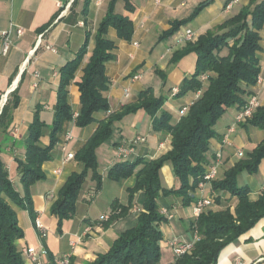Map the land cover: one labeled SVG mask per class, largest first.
Masks as SVG:
<instances>
[{"label":"crops","instance_id":"1","mask_svg":"<svg viewBox=\"0 0 264 264\" xmlns=\"http://www.w3.org/2000/svg\"><path fill=\"white\" fill-rule=\"evenodd\" d=\"M110 1L104 0L98 4L97 0H90L89 3L87 0H0V30H11L12 41L6 55L2 53L0 43V116L12 93L18 91L20 96V103L13 112V121L8 128L11 139L4 144L2 159L10 179L22 196L25 189L18 161L24 160L26 156L29 126L37 113L47 124H52L62 69L77 56L86 33L90 30L92 35L88 52L69 85V103L74 114L79 113L81 102L77 83L95 49L96 30L107 14ZM249 2L250 0H131L134 11L126 10L124 0L116 2L115 11L133 20L134 34L131 40H125L118 36L114 28H110L108 32V37L116 43L113 50L115 56L106 64L110 87L104 95L109 100L110 110L96 113V121L86 127L77 126L74 120L67 122L52 151L51 160L42 166L45 177L31 186L32 204L18 206L11 202L24 230V237L17 240L20 250L24 247L38 250L45 248L47 253L42 259L48 264H55V259L64 254H70L75 264H86L96 259L100 253L107 252L122 232L137 223L139 213L144 210L143 190L136 193L134 204L125 215L110 225H106L108 219H102V216L110 217L115 212V205L119 207L116 212L128 206V188L136 183L135 174L117 181L110 179L108 172L122 161L134 162L138 158L152 160L161 157L172 148L171 133L166 129L156 130L153 124L155 117L150 116L143 108L115 122L112 136L96 150L98 171L103 178L101 189L96 190V181L92 177V171H89L76 202V213L62 222L60 231L59 219L52 214L51 206L67 178L73 172L84 169V164L76 158L64 162L67 153H76L96 130L100 120L106 119L110 113L120 111L125 104L137 101L139 93L148 87H153L156 96H166L163 109L172 113L171 121L176 123L181 117V109L189 107L201 95V91L171 95L173 88H181L185 78H190L196 69L195 52L176 59V54L188 42L185 40L186 31L192 30L197 39L237 14ZM202 3L205 4L204 7L193 19L182 25L178 32L171 37L160 38L174 21L189 18ZM19 27L25 28L23 35L17 33ZM260 33L262 49L258 52L261 62L259 76L264 78V27ZM41 34L43 41L35 49ZM146 41L150 42L147 46L143 45ZM134 75H140V78L133 80ZM246 88L250 92L245 95L246 99L250 95H257L260 104H264V82ZM126 89L130 90L129 96L125 95ZM239 110L238 106L228 108L217 122V135L212 139L208 158L210 163L213 153L221 144L223 134L230 125L235 124ZM160 114L161 112L157 117ZM50 132L49 127L45 128L42 141L46 145L50 142ZM68 132L72 138L64 143V136ZM139 136H144L146 140L135 143L134 140ZM231 139L232 144L224 149V163L219 168L217 179H222L227 169L241 158L238 150L242 151L243 156H249L264 139V130L238 123L235 124ZM122 145H133L134 150L128 155H119L118 149ZM142 166L143 164L139 165L135 172ZM59 167L62 168L61 174L55 172ZM160 178L165 188L179 185L170 162L162 166ZM239 183L248 185L251 188L250 198L256 200L264 190V160L257 173L241 174ZM51 192L54 197L48 196ZM192 194L195 196L192 207L198 199L207 196L214 197L208 210H220L237 203L236 197L229 192L216 190L212 182H206L202 187L197 186ZM159 204L160 211L168 218L160 225L164 235L161 242L162 264H167L175 257L168 244L169 239L194 242L195 234L190 228L195 217L193 208L186 210L191 206H185L181 196L162 195ZM30 210H33V214ZM37 218L41 219L45 232L38 227ZM216 264H264V219L231 244Z\"/></svg>","mask_w":264,"mask_h":264},{"label":"trees","instance_id":"2","mask_svg":"<svg viewBox=\"0 0 264 264\" xmlns=\"http://www.w3.org/2000/svg\"><path fill=\"white\" fill-rule=\"evenodd\" d=\"M88 3L90 0H87ZM111 0L107 14L96 30V46L87 64L83 67V75L77 83L80 91L81 108L75 117L69 103V85L83 63L88 52L91 31L77 56L62 69L61 83L58 89V101L52 124H47L37 113L29 126L26 140V156L20 159L19 168L24 183L25 194L22 196L9 177L8 169L2 159L4 144L11 139L8 128L13 121V112L20 103L18 91L12 93L11 99L4 105L0 116V264H26L23 251L17 240L24 237V230L11 202L18 206L32 204L31 186L43 179V164L52 158V151L60 140L67 122L74 120L79 127H86L96 121V113L109 111L110 103L104 95L110 87L106 64L114 58L116 47L114 40L108 37L110 28H114L118 36L131 40L134 34L133 20L115 11L116 2ZM125 8L134 11L131 0H124ZM200 4L192 15L184 20L174 21L161 39L173 36L190 19H193L204 7ZM264 27V0H250L237 14L223 23L201 34L195 41H188L186 46L176 54V59L195 52L196 69L190 78H185L179 95L188 92H199L201 95L189 106L186 115L172 123V115L163 109L166 96H156L153 87L139 93L138 100L125 104L118 112H113L106 119L100 120L96 130L85 144L75 153V158L84 164L81 172H73L61 187L58 197L51 206V212L59 219V230L62 222L72 218L76 213V202L89 171L96 181V190L101 189L103 178L98 171L96 150L106 142L113 133L115 122L126 116L145 109L154 118L156 130L166 129L172 135V148L157 159L138 158L134 162L122 161L115 164L108 172L112 180L126 179L133 174L136 183L129 187V204L114 210L106 225L125 215L132 208L137 192L144 191L143 209L137 223L122 232L111 248L100 253L96 259L86 264H162V246L164 238L161 224L168 220L160 211L159 198L169 195L183 197L184 205L194 201L192 194L202 176L211 164L208 160L212 139L217 133L215 126L228 108L245 107L250 94L247 86L257 84L261 73V62L258 52L262 49L261 33ZM207 79L203 80L202 75ZM164 78V77H163ZM165 81V78H164ZM161 112L160 116L157 114ZM246 124L264 130V104H260ZM244 123V124H245ZM49 127L50 142L44 144L42 137L45 128ZM2 136V137H1ZM213 153L211 158H215ZM264 160V139L253 149L247 158L236 162L225 172L222 179L214 180L216 190L229 192L237 197L234 210L227 207L222 210H206L191 222L190 230L197 233L198 238L187 252L176 255L167 264H216L223 252L239 238L247 234L264 219V190L256 200L250 198L251 188L241 185L239 177L244 172L257 173ZM170 162L173 165L179 185L165 188L161 183L160 170ZM142 168L135 172L136 168ZM219 200V197L216 198ZM33 214V210H30ZM69 264H75L71 259Z\"/></svg>","mask_w":264,"mask_h":264},{"label":"built area","instance_id":"3","mask_svg":"<svg viewBox=\"0 0 264 264\" xmlns=\"http://www.w3.org/2000/svg\"><path fill=\"white\" fill-rule=\"evenodd\" d=\"M102 2H104V0H97L98 4H101ZM230 6H231V4H229L228 7H230ZM17 33L19 35H23L25 33V28H23V27L17 28ZM10 36H11V30H0V43L2 44V53L4 55L8 54V52L12 46V41H11ZM193 38H194V33L192 32V30L188 29L186 31L185 40L190 41V40H193ZM42 41H43V34H41L39 36L35 49H37L41 45ZM135 44L137 45L138 42H135ZM48 48H51V46H48ZM139 78H140V75H134L133 76V80H137ZM202 79L206 80L207 75L206 74L202 75ZM263 82H264V78L259 76L257 83L263 84ZM179 91H180V88L175 87V88H173L171 95L175 96L179 93ZM129 92H130V90L126 89L125 95L129 96ZM259 105H260V101H259L258 96L252 95L249 98L247 105L245 107L240 108V110L238 111V113L236 115L235 124L247 122L248 119H250L253 116V113L255 112V110L257 109V107ZM188 109H189L188 106L183 107L181 109V116L186 115L188 112ZM77 115L78 114H74L75 117ZM235 124L230 125L228 127L227 131L223 134L222 141H221V144H220L218 150L216 151L215 158L212 160V163L210 165H208L207 169L205 170L199 185L203 186L206 182H210L217 177L218 172H219V168L224 163V149L228 145L232 144L231 135L235 131ZM71 138H72V135H71V133L68 132L65 134L63 142L67 143L71 140ZM145 140H146V138L144 136H139L136 140H134V142L138 143V142H143ZM133 150H134L133 145H131V146L122 145L118 149V154L123 155V156L128 155ZM238 153L242 154V151L238 150ZM74 158H75V153L72 151H69L67 153V156H66L64 162L69 161V160L74 159ZM55 172L57 174H61L62 168L61 167L57 168L55 170ZM48 196L54 197L53 192L49 193ZM213 202H214L213 196L201 197L200 199H198L193 204L194 216L198 217L201 213L206 211L208 209V207L213 204ZM102 219H109V216L104 215V216H102ZM36 223H37L38 227L45 232V227H44L40 218L36 219ZM197 238H198V234L195 233L194 240ZM168 244H169V246L172 247V249L176 255H181V254H183V253H185L191 249L193 242H189V243L188 242H181L178 238H172V239L168 240ZM22 251H23L24 260H25L26 264H48V262H46V261H44V259H42V256L47 253L45 248L38 250L36 248L24 247ZM71 259H72V256L70 254H64L63 256L55 259V264H69Z\"/></svg>","mask_w":264,"mask_h":264},{"label":"rangeland","instance_id":"4","mask_svg":"<svg viewBox=\"0 0 264 264\" xmlns=\"http://www.w3.org/2000/svg\"><path fill=\"white\" fill-rule=\"evenodd\" d=\"M183 36H184V35H183ZM183 36H182V37H183ZM195 40H196V39H195V37H194L192 41H195ZM149 43H150L149 41H146V42H143V45L147 46V45H149ZM145 46H144V47H145ZM171 93H172V92H171ZM179 100H183V99H182V98H179ZM166 111H168V110H166ZM168 112L172 115V113H171L170 111H168ZM231 114L233 115L232 111H231ZM232 115H231V116H232ZM240 157H241V158H239V160H241V159H243V158H247L248 156L245 157V156H243V153H242V154H240ZM239 160H238V161H239ZM238 161H237V162H238ZM218 174H219V172H218ZM217 178H218V175H217V177H216L214 180H219V179H217ZM214 180H212V181H210V182H213ZM199 187H202V186L199 185ZM236 198H237V197H236ZM237 202H238V199H237ZM236 205H237V203H236L235 205H233V206H227V207H231L232 210H234L235 207H236ZM190 206H191V205H190ZM209 207H210V206H209ZM209 207H208V208H209ZM227 207H226V208H227ZM192 208H193V207L191 206L190 208H187L186 210L189 211V210H192ZM226 208H223V209H226ZM207 210H208V209H207ZM220 210H222V209H220ZM193 215H194V214H193ZM194 217H195V216H194ZM195 218H196V217H195Z\"/></svg>","mask_w":264,"mask_h":264}]
</instances>
